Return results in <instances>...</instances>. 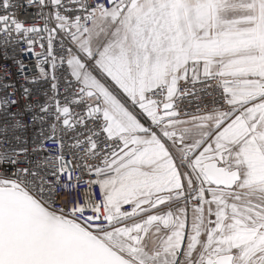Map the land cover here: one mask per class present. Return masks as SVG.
<instances>
[{
	"label": "snow or ice",
	"instance_id": "1",
	"mask_svg": "<svg viewBox=\"0 0 264 264\" xmlns=\"http://www.w3.org/2000/svg\"><path fill=\"white\" fill-rule=\"evenodd\" d=\"M0 264H264V0H0Z\"/></svg>",
	"mask_w": 264,
	"mask_h": 264
},
{
	"label": "built area",
	"instance_id": "2",
	"mask_svg": "<svg viewBox=\"0 0 264 264\" xmlns=\"http://www.w3.org/2000/svg\"><path fill=\"white\" fill-rule=\"evenodd\" d=\"M37 51H39V49H37ZM21 59L24 60V63L29 64L30 66L34 63L33 58L30 56L29 57H21ZM10 67H11V71L14 73L13 79L17 83V87L19 88L20 85L26 83V81L23 79V76H21L17 72L15 67H12L11 65H10ZM28 75L31 76L32 72H29Z\"/></svg>",
	"mask_w": 264,
	"mask_h": 264
}]
</instances>
